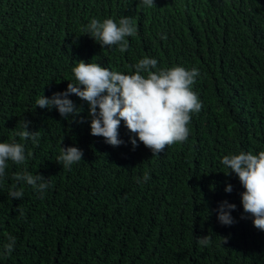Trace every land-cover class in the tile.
<instances>
[{"label":"trees","instance_id":"1","mask_svg":"<svg viewBox=\"0 0 264 264\" xmlns=\"http://www.w3.org/2000/svg\"><path fill=\"white\" fill-rule=\"evenodd\" d=\"M154 5L0 0V142L23 143L32 153L25 165L9 161L0 180V264H264V232L240 219L244 189L221 163L225 155L264 151V0ZM122 17L137 29L124 53L84 33L92 19L118 24ZM145 57L159 69L199 72L191 89L202 107L190 113L188 138L157 156L139 141L133 150L123 121L125 145L92 136L88 104L74 94L82 109L75 119L35 108L39 97L75 83L80 60L129 75ZM24 119L40 132L38 145L16 135ZM61 146L83 150L70 170L56 162ZM25 168L49 178L42 198L13 179ZM13 185L22 198L9 196ZM224 200L237 206L232 226L213 211ZM9 234L16 238L11 254L3 250ZM207 235L211 244L201 247L197 237Z\"/></svg>","mask_w":264,"mask_h":264},{"label":"clouds","instance_id":"2","mask_svg":"<svg viewBox=\"0 0 264 264\" xmlns=\"http://www.w3.org/2000/svg\"><path fill=\"white\" fill-rule=\"evenodd\" d=\"M142 3L147 7L155 6L154 0H142ZM136 32V26L129 17H122L118 24L112 19L103 22L92 19L84 28L85 35L99 43L101 48L118 46L121 53L128 48L125 38L135 36ZM157 64L155 58L145 57L133 65L134 74L126 75L80 60L72 68L75 83L69 82L66 90L54 92L51 97H39L35 108L56 109L62 118L75 119L82 109L69 98L74 94L88 104L92 136L103 137L104 142L112 147L125 145L118 134L123 121L129 133L133 134L129 137L133 150L139 146V141L151 150L153 156H157L167 145L187 140L190 113H198L202 107L191 89L199 75L197 69L188 71L177 66L165 70L157 68ZM84 119L81 117L80 122H84ZM31 123L24 119L21 125L23 130L16 135L21 140H30L33 145H38L40 132L29 131ZM31 155V152L26 153L23 143L0 142V180L6 176L9 161L15 165H25ZM83 155V150L78 147L61 146L56 162L70 170L72 165L82 160ZM221 163L229 169L225 175L234 173L244 189L239 193L243 208L240 219H251L253 227L264 232V151L225 155ZM13 179L30 186L41 198L50 187L49 178L39 173L33 174L26 168L16 173ZM149 179V174L145 173L143 181ZM232 191L233 186L227 184L225 192ZM8 194L20 199L23 189L16 190V185H13ZM236 208V204L224 200L213 211L221 225L232 226L237 222L231 214ZM20 215H24L22 210ZM197 243L201 247L210 246L211 238L209 235L197 237ZM224 243H227L226 238ZM15 244L16 238L7 235L4 252L11 254Z\"/></svg>","mask_w":264,"mask_h":264}]
</instances>
